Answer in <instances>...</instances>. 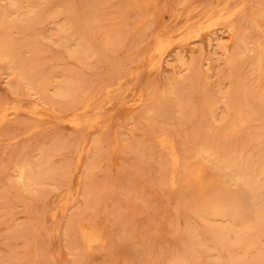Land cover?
I'll return each mask as SVG.
<instances>
[{
  "label": "rangeland",
  "instance_id": "rangeland-1",
  "mask_svg": "<svg viewBox=\"0 0 264 264\" xmlns=\"http://www.w3.org/2000/svg\"><path fill=\"white\" fill-rule=\"evenodd\" d=\"M261 19L264 0H0V264H264Z\"/></svg>",
  "mask_w": 264,
  "mask_h": 264
},
{
  "label": "bare ground",
  "instance_id": "bare-ground-1",
  "mask_svg": "<svg viewBox=\"0 0 264 264\" xmlns=\"http://www.w3.org/2000/svg\"><path fill=\"white\" fill-rule=\"evenodd\" d=\"M15 5H16V4H15ZM10 7H11V6H10ZM11 8H12V7H11ZM14 9H15V8H14ZM221 9H223V8H221ZM174 10H175V9H174ZM235 10H236V9H235ZM235 10H234V11H235ZM221 11H222V10H221ZM238 11H239V10H238ZM251 11H252V10H251ZM251 11H250V12H251ZM211 12H212V11H211ZM232 12H233V11H232ZM262 13H263V12H262ZM162 15H163V14H162ZM228 15H229V13H228ZM228 15H227V16H228ZM249 15H250V14H249ZM249 15H248V16H249ZM227 16H226V18H227ZM254 16H255V14H254ZM258 16H259V15H258ZM218 17H221V15L218 14ZM229 17H230V16H229ZM261 17H262V16H261ZM186 18H187V17H186ZM254 18H255V17H254ZM216 19H217V17H216ZM227 19H228V18H227ZM197 20H199V19H197ZM221 20H222V19H221ZM221 20H220V21H221ZM250 20H251V19H250ZM261 20H264V19H261ZM213 21H214V20H213ZM218 21H219V20H218ZM243 21H244V20H243ZM247 21H248V20H247ZM258 21H259V20H258ZM215 22H216V21H215ZM10 23H11V22H10ZM19 23H20V22H19ZM217 23H218V22H217ZM239 23H240V22H239ZM259 23H260V22H259ZM221 24H222V23H221ZM245 24H246V23H245ZM198 25H199V24H197V26H198ZM213 25H214V24H213ZM217 25H218V24H217ZM217 25H216V26H217ZM255 25H256V24H255ZM4 26H5V25H4ZM251 26H252V25H251ZM185 27H186V26H185ZM188 27H189V26H188ZM199 27H200V26H199ZM256 27H257V26H256ZM213 28H214V27H213ZM257 28H258V27H257ZM257 28H256V29H257ZM262 28H263V27H262ZM207 29H208V28H207ZM211 29H212V28H211ZM230 29H231V28H230ZM184 30H185V29H184ZM197 30H198V29H197ZM199 30H200V29H199ZM262 30H263V29H262ZM262 30L260 29V31H262ZM204 31H205V30H203V32H204ZM207 31H208V30H207ZM258 31H259V30H258ZM260 31H259V32H260ZM263 32H264V31H263ZM148 33H149V32H148ZM248 34H249V33H248ZM258 34H259V33H258ZM262 34H263V33H261L260 35H262ZM193 35H194V34H193ZM193 35H192V36H193ZM256 35H257V34H256ZM198 36H199V35H198ZM245 36H247V35H245ZM263 36H264V35H263ZM194 38H195V37H194ZM194 38H193V40H195ZM181 39H182V38H181ZM187 39H188V38H187ZM191 39H192V38H191ZM245 39H246V38H245ZM63 40H64V39H63ZM158 40H159V39H158ZM185 40H186V39H185ZM259 40H260V39H259ZM263 40H264V37H263ZM190 41H191V40H190ZM240 41H241V40H240ZM247 41H248V40H247ZM255 41H256V40H255ZM261 41H262V40H261ZM175 42H176V41H175ZM236 42H237V41H236ZM160 43H161V42H159V44H160ZM165 43H166V42H165ZM173 43H174V42H173ZM177 43H178V41H177ZM181 43H182V42H181ZM181 43H180V45H181ZM183 43H184V42H183ZM187 43H188V42H187ZM241 44H242V41H241ZM252 45H253V44H252ZM159 46H160V45H159ZM163 46H164V44H163V45L161 44V47H163ZM171 46H172V45H171ZM234 46H235V45H234ZM163 48H164V47H163ZM159 49H161V48H157V50H159ZM258 50H259V49H258ZM161 51H162V49H161ZM158 52H160V50H159ZM237 52H238V51H237ZM245 52H246V51H245ZM164 53H165V52H164ZM228 54H229V53H227V55H228ZM230 54H231V53H230ZM258 54H259V53H258ZM258 54L256 53V55H258ZM4 55H5V54H4ZM109 56H110V55H109ZM159 56H160V55H159ZM248 56H249V55H248ZM214 57H215V56H214ZM224 57H225V56H224ZM224 57H223V60H224ZM244 57H245V55H244ZM0 59H1V58H0ZM160 59H161V57H160ZM180 59H181V58H180ZM229 59H230V58H229ZM242 59H243V58H242ZM250 59H252V58H250ZM121 65H122V64H121ZM153 65H154V64H153ZM116 66H117V65H116ZM119 66H120V65H119ZM249 66H250V65H249ZM105 67H106V66H105ZM235 67H236V66H235ZM237 67H238V66H237ZM182 68H183V67H182ZM182 68H181V69H182ZM233 68H234V67H233ZM108 69H109V68H108ZM115 69H116V68H115ZM258 69H259V68H258ZM10 70H11V69H10ZM230 70H231V69H230ZM104 71H105V70H104ZM236 71H237V70H236ZM236 71H235V72H236ZM207 72H208V71H207ZM186 73H187V72H186ZM229 74H230V73H229ZM262 74H263V72H262ZM117 76H118V75H117ZM155 76H156V75H155ZM118 77H119V76H118ZM118 84H119V83H118ZM8 89H9V88H8ZM106 91H108V90H106ZM108 92H109V91H108ZM107 95H108V94H107ZM228 95H230V93H229ZM221 96H222V95H221ZM104 100H105V99H104ZM227 100H229V99H227ZM225 101H226V99H225ZM88 102H89V101H88ZM214 104H215V103H214ZM221 104H222V103H221ZM206 105H207V104H206ZM218 105H219V104H218ZM223 105H224V104H223ZM95 106H96V105H95ZM207 106H208V105H207ZM89 109H90V108H89ZM208 109H209V108H208ZM34 111H35V110H34ZM204 112H205V111H204ZM226 112H227V111H226ZM240 112H241V111H240ZM208 113H209V112H208ZM28 114H30V113H28ZM32 115H33V114H32ZM237 116H238V115H237ZM237 116H236V117H237ZM243 121H244V120H243ZM245 121H246V120H245ZM212 122H213V121H212ZM236 122H237V120H236ZM213 123H214V122H213ZM237 123H238V122H237ZM214 124H215V123H214ZM235 124H236V123H235ZM217 125H218V124H217ZM236 125H237V124H236ZM77 126H78V125H77ZM222 127H223V126H222ZM75 128H76V127H75ZM78 128H79V127H78ZM229 128L231 129V127H229ZM81 129H82V128H81ZM226 130H227V128H226ZM80 131H81V130H80ZM216 134H217V133H216ZM218 134H219V133H218ZM108 135H109V134H108ZM28 136H29V135H28ZM160 138H161V137H160ZM149 139H150V137H149ZM167 139H168V138H167ZM160 140H162V139H160ZM164 140H166V139H163V142H164ZM158 141H159V140H158ZM153 142H154V141H153ZM155 142H156V141H155ZM163 142H162V143H163ZM165 142H166V141H165ZM167 142H168V141H167ZM167 142H166V143H167ZM158 143L161 144V142H158ZM158 143H157V144H158ZM164 144H165V143H164ZM164 144H162L161 146L163 147ZM168 144H170V143H167V145H168ZM158 145H159V144H158ZM167 145H164V146H167ZM170 145H171V144H170ZM170 145H169V146H170ZM159 146H160V145H159ZM171 146H172V145H171ZM174 146H175V145H174ZM174 146H173V147H174ZM160 148H161V147H160ZM166 148H167V147H165V149H166ZM168 148H169V147H168ZM170 148H171V147H170ZM170 148H169V151L172 153V151H171L172 148H171V150H170ZM162 150H163V148H162ZM198 150H199V149H198ZM167 151H168V150H167ZM205 151H206V150H205ZM94 152H95V151H94ZM170 152H168V153H170ZM198 152H199V151H198ZM174 153H175V152H174V149H173V154H174ZM220 153H221V152H220ZM173 154H172V156H173ZM202 154H203V153H202ZM41 155H42V154H41ZM169 155H170V154H169ZM169 155H168V156H169ZM174 155H175V154H174ZM175 156H176V155H175ZM203 156H205V155H203ZM169 157H170V156H169ZM170 158H171V157H170ZM174 158H175V157H173V160H174L175 163H176L177 160H175ZM203 158H205V157H203ZM209 158H210V156H209ZM226 158H227V157H226ZM178 160H179V159H178ZM169 161H170V160H169ZM39 162H40V160H39ZM173 163H174V162H173ZM173 163H172V166H173ZM170 164H171V163H170ZM177 164H178V163H177ZM177 164H176V165H177ZM196 164H198V163L196 162ZM176 165H175V166H176ZM175 166H174V167H175ZM177 166H178V165H177ZM189 166H190V165H189ZM192 166H193V165H192ZM174 167H173V168H174ZM206 167H207V166H206ZM171 168H172V167H171ZM173 168H172V169H173ZM192 168H193V167H192ZM195 168H198V167L196 166ZM198 169H199V168H198ZM198 169H196V171H198ZM203 169H204V168H203ZM192 170H193V169H192ZM194 170H195V169H194ZM194 170H193V171H194ZM188 171L190 172V170H188ZM189 172H188V173H189ZM240 172H241V171H240ZM199 173H200V172H199ZM191 174H192V171H191ZM194 174H195V172H194ZM187 175H190V174H187ZM187 175H186V176H187ZM186 176H185V178H186ZM194 176H195V175H194ZM194 176H192V178H193ZM197 176H198V175H197ZM187 177H188V176H187ZM194 178H195V180H194ZM194 178H193L192 180H194V181H198V179H196V176H195ZM188 179H191V178L188 177ZM188 179H186V182H187ZM200 179H201V178H200ZM207 179H208V178H207ZM207 179H206V180H207ZM210 179H211V178H210ZM171 180H172V179H171ZM182 180H183V179H182ZM192 180H191V181H192ZM236 180H237V179H236ZM239 180H240V179H239ZM19 181H20V180H19ZM212 181H213V180H212ZM249 181H250V180H249ZM173 182H174V181H173ZM188 182H189V181H188ZM192 182H193V181H192ZM178 183H179V182H178ZM183 183H184V181H183ZM197 183H198V184H197L198 186H201V185H199V181H198ZM206 183H207V181H206ZM206 183H205V184H206ZM172 184H173V183H172ZM181 184H182V182H181ZM170 185H171V184H170ZM188 185H189V184H188ZM191 185H192V183H191ZM193 185H195V184H193ZM210 185H211V184H210ZM189 186H190V185H189ZM198 186H197V187H198ZM203 186H204V185H203ZM169 187H170V186H169ZM172 187L175 188V187H178V186L173 185V186H171V188H172ZM192 187H193V186H192ZM195 187H196V185H195ZM201 187H202V186H201ZM189 188H190V187H189ZM205 188H206V186H205ZM205 188H204V189H205ZM207 188H208V187H207ZM169 189H170V188H169ZM191 189H192V188H191ZM197 189H198V188H197ZM210 189H211V187H210ZM210 189H209V192H210ZM170 190H172V189H170ZM176 190H177V189H176ZM189 190H190V189H189ZM194 190H195V189H194ZM198 190H200V188H199ZM205 190H206V189H205ZM101 191H102V190H101ZM212 191H213V190H212ZM200 192H202V191H200ZM200 192H199V193H200ZM209 192H207V193H209ZM194 193H195V191H194ZM205 194H206V193H205ZM68 195H69V194H68ZM195 195H196V194H195ZM195 195H194V196H195ZM200 195H201V193H200ZM206 195H207V194H206ZM201 196H202V195H201ZM201 196H200V197H201ZM204 196H205V195H204ZM212 196H213V195H212ZM205 197H206V196H205ZM68 198H69V197H68ZM209 198H210V197H208V199H206V201H207V200H210ZM203 199H204V198H203ZM67 200H68V199H67ZM97 200H98V199H97ZM191 200H192V199H191ZM200 202H201V201H200ZM62 203H64V202H62ZM216 204H217V203H216ZM179 206H180V205H179ZM60 207H61V206H60ZM243 210H244V209H243ZM106 211H107V210H106ZM218 211H219V210H218ZM92 214H94V213H92ZM215 214H216V213H215ZM242 214H243V213H242ZM75 215H76V214H75ZM217 215H218V214H217ZM94 216H96V215H94ZM94 216H93V217H94ZM222 216H223V215H222ZM93 217H91V218H93ZM83 218H84V217H83ZM91 218H90V219H91ZM95 218H96V217H95ZM90 219H89V220H90ZM91 220H92V219H91ZM94 220H95V219H94ZM96 220H97V218H96ZM79 221H80V220H79ZM97 221H98V220H97ZM97 221H94V223L97 222ZM72 222H73V221H72ZM80 222H82V220H81ZM83 222H84V220H83ZM87 222H88V221H87ZM89 222H90V221H89ZM89 222H88V223H89ZM74 223H75V222H74ZM88 223H87V224H88ZM94 223H92V224H94ZM78 224H79V223H78ZM87 224H86V225H87ZM92 224L90 223V225L88 224V226H89V227H90V226L92 227ZM95 224H96V223H95ZM95 224H94V225H95ZM100 224H102V223H100ZM220 224H221V223H220ZM94 225H93L92 228H94ZM74 226H75V225H74ZM76 226H77V224H76ZM76 226H75V227H76ZM82 226H83V225H82ZM88 226H85V227L88 228ZM95 226H97V225H95ZM100 226H101V225H100ZM103 226H104V225H103ZM77 227H80V225H78ZM77 227H76V228H77ZM91 227H90V229H89V230H90V233L92 232V230H94V229H91ZM246 227H247V226H246ZM80 228L82 229V227H80ZM80 228H78V229H80ZM96 228L98 229V227H96ZM96 228H95V231L97 232L99 229L96 230ZM99 228H101V227H99ZM234 228H235V227H234ZM81 229H80V230H81ZM246 229H247V228H246ZM84 230L86 231L85 233L87 234V236L89 237L90 240H88L87 237H86V234L83 233V234H85V238L87 239V243L84 242V243H86V245H85L84 243H82V244H84L85 246H87V244H88V246L90 247L91 244H92V245L94 244V243H91V242H92V241H91V238H92V237H90V235H89V234H90V233H89V230H88V232H87V229H86V228H84ZM84 230H83V231H84ZM102 230H104V229H102ZM102 230H101V231L99 230V231H100V233L103 234ZM230 230H232V229H230ZM67 231H69V230H67ZM71 231H72V230H71ZM78 231H79V230H78ZM248 231H249V230H248ZM81 232H82V230H81ZM75 233H76V232H75ZM94 233H95V232H94ZM236 233H238V231H237ZM246 233H247V232H246ZM78 234H79V235L81 234L80 231H79ZM91 234H92V233H91ZM96 234L99 235V232H97ZM244 234H245V233H244ZM72 235H73V234H72ZM92 235L95 236V234H92ZM98 235L95 236V239H96V240H94V238H92V240L95 242V245L97 244L96 241H97L98 239H101V241H99L100 243L103 242V241L106 242L105 240H102V238L105 237V236H100L101 234H100L99 236H98ZM106 235H107V234H106ZM82 236H83V235H82ZM82 236H79V237L81 238ZM94 236H93V237H94ZM77 237H78V236H77ZM79 237H78V238H79ZM96 237H97V238H96ZM98 237H99V238H98ZM101 237H102V238H101ZM236 237H237V236H236ZM239 237H240V236H239ZM85 238H84V236H83V240H84ZM81 239H82V238H81ZM103 239H104V238H103ZM105 239H106V237H105ZM83 240H82V242H83ZM88 241H91V242L88 243ZM104 242H103V243H104ZM90 243H91V244H90ZM89 244H90V245H89ZM201 244H202V243H201ZM84 245H82V246H84ZM95 245H94V246H91L92 250H96V248H97L96 246H98V245H96V246H95ZM99 245H100V246H98L97 250H100V247H104L105 244H103V246H102V243L99 244ZM89 247H87V249H88ZM93 247H96V248L93 249ZM106 247L108 248L109 246H106ZM91 248L88 249V250H91ZM101 249H102V248H101ZM103 249H104V248H103ZM103 249H102V250H103ZM84 250H85V249H84ZM106 251H107V250H106ZM220 251H221V250H220ZM86 252H87V251H86ZM88 252H89V251H88ZM88 252H87V253H88ZM205 253H206V252H205ZM39 254H40V253H39ZM107 254H108V253H107ZM109 254H110V253H109ZM75 256H76V255H75ZM209 256H210V255H209ZM71 257H72V256H71ZM82 257H83V256H82ZM112 259H113V258H112ZM108 261H109V260H108ZM110 261H111V260H110ZM74 263H75V262H74ZM106 264H107V263H106Z\"/></svg>",
  "mask_w": 264,
  "mask_h": 264
}]
</instances>
